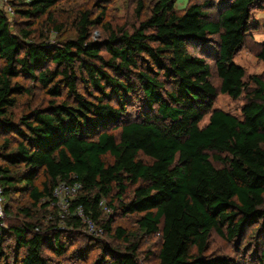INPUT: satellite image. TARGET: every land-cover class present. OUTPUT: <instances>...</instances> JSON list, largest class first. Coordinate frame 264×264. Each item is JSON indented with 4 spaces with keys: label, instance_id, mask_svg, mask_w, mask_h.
<instances>
[{
    "label": "trees",
    "instance_id": "16d2710c",
    "mask_svg": "<svg viewBox=\"0 0 264 264\" xmlns=\"http://www.w3.org/2000/svg\"><path fill=\"white\" fill-rule=\"evenodd\" d=\"M59 1L11 0L23 25L15 30L0 10L4 211L14 195H26L30 204L19 208L22 224L4 228L0 218V264H55L45 251L65 255L60 225L96 241L100 253L90 264H139L142 241L153 234L160 237L158 264H241L206 250L213 231L235 241L264 221V80L253 76L256 87L248 89L244 68L234 62L252 29V11L263 10L264 0H205L180 12L176 0H154L131 30L109 25L104 11H83L74 38L56 45L34 39L36 21L45 16L55 24ZM213 7L214 18L205 10ZM94 27L103 38H91ZM257 46L264 62V41ZM34 85L50 100L29 105L15 120L11 109ZM219 94L245 96L241 115L213 108ZM62 181L81 189L68 215L51 212L45 221L37 211L55 202ZM129 186L133 196L125 200ZM79 206L101 235L87 233ZM116 211L140 215V236L113 226ZM8 237L14 246L4 250ZM89 252L86 246L71 254L85 260ZM257 264H264V239Z\"/></svg>",
    "mask_w": 264,
    "mask_h": 264
},
{
    "label": "rangeland",
    "instance_id": "374dc122",
    "mask_svg": "<svg viewBox=\"0 0 264 264\" xmlns=\"http://www.w3.org/2000/svg\"><path fill=\"white\" fill-rule=\"evenodd\" d=\"M205 0H176L174 8L180 12L188 6L190 3L197 2L203 3ZM154 0H60L55 7L52 8L53 19L55 24H52L44 16L42 19L35 22L33 26L34 39L42 40V38L51 44L56 45L58 42H62L66 39L74 38L76 35L75 24L77 15L80 12L88 11L91 16L100 15L101 11H104V21L113 27L123 26L131 30L133 27H137L138 23L150 14V8L153 5ZM142 5L141 8L139 6ZM10 6V4H9ZM11 7V6H10ZM12 8V7H11ZM13 10V9H12ZM209 17L214 18L216 16V9H206ZM12 30L17 28V25L23 27L20 24L21 19L17 15L8 16ZM252 29L249 32V36L242 49H240L235 57L234 62L241 65L245 70V83L248 89H254L256 87L253 82V76L259 77L264 80V62L257 59L255 53L258 48L257 44L264 41V9L252 11ZM92 39H100L104 37V33L101 28L94 27L91 32ZM213 42H216V37L212 36ZM194 54H199L195 49L189 48ZM211 64V81L215 86H218L219 80L215 73V68L212 65V60L208 59ZM2 61L0 60V65ZM26 86L31 85L29 80H20ZM81 87V86H80ZM49 97L39 86H31V93L19 97V101L16 106L11 109L14 119L17 120L21 114L27 111L30 106H40L50 100ZM245 102V96H241L238 99H232L227 95L219 94L213 103V108H219L236 116L241 115V107ZM136 106L128 107V110L133 113ZM209 113L205 114L203 119L199 122V126H204L208 121ZM118 133V130L115 131ZM5 135L0 133V145L4 141ZM7 137V136H6ZM146 160L145 157H142ZM215 164V162H214ZM134 186H129L124 199L129 200L133 196ZM63 195V194H62ZM8 204V203H7ZM5 202H3L0 208V218L2 220L1 226L8 228L10 225L22 224L25 221V217L21 214L19 208L22 206H30L29 201L24 194L14 195L12 201L9 203L7 211H4ZM39 216H50L51 212L62 213L60 205L54 202L45 207L42 210L37 211ZM110 210L105 213H109ZM117 215L113 226H121L133 236H140V232L137 227V218L139 214H127L123 215L120 211H116ZM106 216V215H105ZM42 218V217H41ZM62 232V241L67 244V251L64 256H55L50 251L46 250L45 254L49 256L55 264H90L100 253V249L95 245L96 241L88 239L83 233H74L68 230L66 231L63 225H60ZM257 229H261L259 235L255 232ZM104 240L110 243L112 246H121V241L112 239L111 236H103ZM264 239V221L247 229L243 237H240L235 241H227L225 238L220 237L216 232H212L206 255L228 256L241 264H257L260 251L262 250V241ZM160 245V237L158 234H153L145 237L142 241L141 247L138 251L139 264H158V249ZM4 250L14 246V238H6L4 243ZM90 248V252L85 260H76L72 257V252L75 248L86 247Z\"/></svg>",
    "mask_w": 264,
    "mask_h": 264
},
{
    "label": "built area",
    "instance_id": "2783aa9c",
    "mask_svg": "<svg viewBox=\"0 0 264 264\" xmlns=\"http://www.w3.org/2000/svg\"><path fill=\"white\" fill-rule=\"evenodd\" d=\"M10 1L11 0H0V10L5 11L8 15L11 16L13 15L14 11L9 6ZM80 189L81 184L78 182L69 183L62 181L54 187V203L60 205L62 211V213L60 214L61 217L69 214V203ZM2 191V186L0 184V208L4 202ZM100 205L103 206L105 210L107 209L102 202H100ZM76 213L82 218L83 223L86 225V231L88 234L92 236H99L102 234V229L100 227H97L94 221L84 214L81 206L76 209Z\"/></svg>",
    "mask_w": 264,
    "mask_h": 264
}]
</instances>
